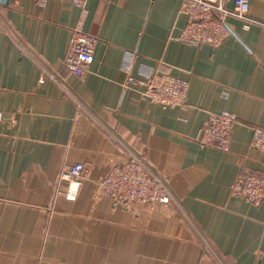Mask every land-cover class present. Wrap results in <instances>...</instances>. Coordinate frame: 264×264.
I'll list each match as a JSON object with an SVG mask.
<instances>
[{
    "label": "crops",
    "instance_id": "crops-1",
    "mask_svg": "<svg viewBox=\"0 0 264 264\" xmlns=\"http://www.w3.org/2000/svg\"><path fill=\"white\" fill-rule=\"evenodd\" d=\"M184 2L89 0L83 29L97 43L78 77L63 59L80 8L0 0V264H264V201L230 193L264 175L251 146L264 129V26L229 19L218 47L184 41ZM247 2L264 24V0ZM151 73L186 80L185 104L145 97ZM221 112L236 117L229 150L202 147ZM132 150L166 179L168 205L123 209L103 193ZM76 163L88 170L68 198L59 177Z\"/></svg>",
    "mask_w": 264,
    "mask_h": 264
},
{
    "label": "built area",
    "instance_id": "built-area-1",
    "mask_svg": "<svg viewBox=\"0 0 264 264\" xmlns=\"http://www.w3.org/2000/svg\"><path fill=\"white\" fill-rule=\"evenodd\" d=\"M45 4L47 0H36ZM89 0H70L71 5L80 8L81 15L75 28L71 30L68 49L63 59L64 66L75 76L84 77L90 72L94 61L96 39L83 29L87 16ZM182 12L188 22L180 36L181 40L220 46L230 35L229 19L244 22V28L250 25H263L248 14L247 0H238L233 9L225 6L224 0H185ZM56 79L55 76H51ZM133 81V79H130ZM140 83L146 86L144 96L164 107H181L185 104L188 82L169 74L147 75ZM236 117L229 112L211 113L203 125L198 137L202 147L215 145L222 151L230 147L233 125ZM251 146L264 153V129H252ZM83 163L63 169L60 183L74 186L68 198H74L83 177L87 174ZM103 193L110 197L114 204L123 209H131L136 203L148 206L168 205L173 201L172 193L166 179L148 165L144 157L129 151L125 162L110 169L101 183ZM230 193L251 204L264 201V175L239 177L231 186Z\"/></svg>",
    "mask_w": 264,
    "mask_h": 264
},
{
    "label": "rangeland",
    "instance_id": "rangeland-1",
    "mask_svg": "<svg viewBox=\"0 0 264 264\" xmlns=\"http://www.w3.org/2000/svg\"><path fill=\"white\" fill-rule=\"evenodd\" d=\"M259 151V150H258Z\"/></svg>",
    "mask_w": 264,
    "mask_h": 264
}]
</instances>
